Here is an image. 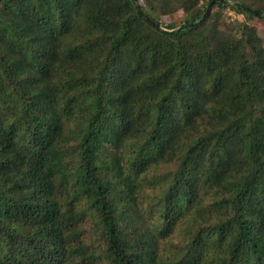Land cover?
Returning <instances> with one entry per match:
<instances>
[{
	"label": "trees",
	"instance_id": "obj_1",
	"mask_svg": "<svg viewBox=\"0 0 264 264\" xmlns=\"http://www.w3.org/2000/svg\"><path fill=\"white\" fill-rule=\"evenodd\" d=\"M211 1L0 0V264H264V0Z\"/></svg>",
	"mask_w": 264,
	"mask_h": 264
},
{
	"label": "water",
	"instance_id": "obj_2",
	"mask_svg": "<svg viewBox=\"0 0 264 264\" xmlns=\"http://www.w3.org/2000/svg\"><path fill=\"white\" fill-rule=\"evenodd\" d=\"M215 1H219V0H212V1H211V4L214 3ZM209 8H210V6H209ZM151 20H152V19H151ZM152 21H153V20H152ZM191 24H193V23L187 24L186 26H189V25H191ZM182 28H184V27L181 26V27L177 28V30H178V29H182Z\"/></svg>",
	"mask_w": 264,
	"mask_h": 264
},
{
	"label": "rangeland",
	"instance_id": "obj_3",
	"mask_svg": "<svg viewBox=\"0 0 264 264\" xmlns=\"http://www.w3.org/2000/svg\"><path fill=\"white\" fill-rule=\"evenodd\" d=\"M166 19H167V20H170V18H169V17H166Z\"/></svg>",
	"mask_w": 264,
	"mask_h": 264
}]
</instances>
